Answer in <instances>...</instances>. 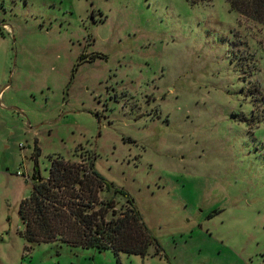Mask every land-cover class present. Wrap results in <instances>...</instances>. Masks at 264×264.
Listing matches in <instances>:
<instances>
[{"label":"rangeland","instance_id":"obj_1","mask_svg":"<svg viewBox=\"0 0 264 264\" xmlns=\"http://www.w3.org/2000/svg\"><path fill=\"white\" fill-rule=\"evenodd\" d=\"M35 147L44 177L93 156L160 253L28 242ZM0 264H264V24L226 0H0Z\"/></svg>","mask_w":264,"mask_h":264},{"label":"trees","instance_id":"obj_2","mask_svg":"<svg viewBox=\"0 0 264 264\" xmlns=\"http://www.w3.org/2000/svg\"><path fill=\"white\" fill-rule=\"evenodd\" d=\"M226 1L231 10L264 24V0ZM39 153V147H35L33 188L18 208L24 225L20 233L28 242L61 241L98 250L110 248L118 259L120 252L146 255L150 246H154L152 254L160 253L158 240L131 197L118 208L113 198L100 196L110 183L94 168L93 156L86 162L50 155L48 175L44 177L39 172Z\"/></svg>","mask_w":264,"mask_h":264},{"label":"crops","instance_id":"obj_3","mask_svg":"<svg viewBox=\"0 0 264 264\" xmlns=\"http://www.w3.org/2000/svg\"><path fill=\"white\" fill-rule=\"evenodd\" d=\"M7 86V84H5L3 87H6Z\"/></svg>","mask_w":264,"mask_h":264}]
</instances>
